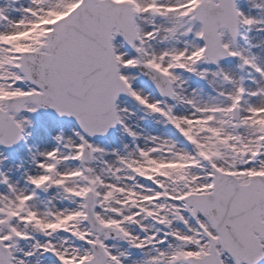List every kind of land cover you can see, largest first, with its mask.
<instances>
[{"label": "snow or ice", "instance_id": "snow-or-ice-1", "mask_svg": "<svg viewBox=\"0 0 264 264\" xmlns=\"http://www.w3.org/2000/svg\"><path fill=\"white\" fill-rule=\"evenodd\" d=\"M0 264H264V0H0Z\"/></svg>", "mask_w": 264, "mask_h": 264}, {"label": "rangeland", "instance_id": "rangeland-1", "mask_svg": "<svg viewBox=\"0 0 264 264\" xmlns=\"http://www.w3.org/2000/svg\"><path fill=\"white\" fill-rule=\"evenodd\" d=\"M138 84H140V82H138Z\"/></svg>", "mask_w": 264, "mask_h": 264}, {"label": "bare ground", "instance_id": "bare-ground-1", "mask_svg": "<svg viewBox=\"0 0 264 264\" xmlns=\"http://www.w3.org/2000/svg\"><path fill=\"white\" fill-rule=\"evenodd\" d=\"M232 63H235V62H232Z\"/></svg>", "mask_w": 264, "mask_h": 264}, {"label": "water", "instance_id": "water-1", "mask_svg": "<svg viewBox=\"0 0 264 264\" xmlns=\"http://www.w3.org/2000/svg\"><path fill=\"white\" fill-rule=\"evenodd\" d=\"M146 83H147V81H146Z\"/></svg>", "mask_w": 264, "mask_h": 264}]
</instances>
